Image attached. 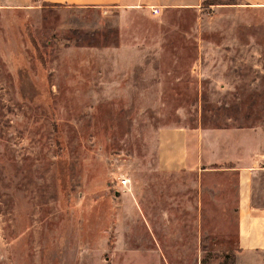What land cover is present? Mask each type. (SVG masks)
Wrapping results in <instances>:
<instances>
[{
	"label": "rangeland",
	"instance_id": "rangeland-1",
	"mask_svg": "<svg viewBox=\"0 0 264 264\" xmlns=\"http://www.w3.org/2000/svg\"><path fill=\"white\" fill-rule=\"evenodd\" d=\"M221 1L0 0V264H264L239 246L237 170L159 150L174 127L263 134L264 11Z\"/></svg>",
	"mask_w": 264,
	"mask_h": 264
},
{
	"label": "crops",
	"instance_id": "crops-1",
	"mask_svg": "<svg viewBox=\"0 0 264 264\" xmlns=\"http://www.w3.org/2000/svg\"><path fill=\"white\" fill-rule=\"evenodd\" d=\"M204 0H3L12 6L29 4L99 7L103 11L112 8L127 13H138L145 8L158 7H194ZM219 2V1H218ZM222 5L264 11V0H222ZM235 126L241 134L231 132L233 128L174 127L162 130L159 136V150L163 162L173 161L174 167L195 168L199 163L220 164L229 162V166L238 173L239 196V235L242 251L264 252V203H257L255 197L257 185L255 178L264 171V131L256 124ZM245 128V129H244ZM257 134L260 136L258 138ZM160 156V155H159Z\"/></svg>",
	"mask_w": 264,
	"mask_h": 264
},
{
	"label": "built area",
	"instance_id": "built-area-1",
	"mask_svg": "<svg viewBox=\"0 0 264 264\" xmlns=\"http://www.w3.org/2000/svg\"><path fill=\"white\" fill-rule=\"evenodd\" d=\"M152 12H154V13L158 12V7H153V8H152ZM121 182H122V183H125V182H126V178H122V179H121Z\"/></svg>",
	"mask_w": 264,
	"mask_h": 264
}]
</instances>
